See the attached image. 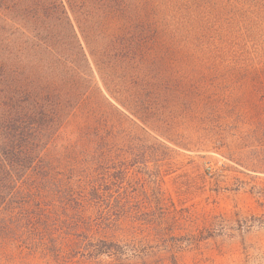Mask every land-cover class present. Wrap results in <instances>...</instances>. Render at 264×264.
<instances>
[{
	"label": "rangeland",
	"instance_id": "obj_1",
	"mask_svg": "<svg viewBox=\"0 0 264 264\" xmlns=\"http://www.w3.org/2000/svg\"><path fill=\"white\" fill-rule=\"evenodd\" d=\"M99 1L64 0L101 15L86 17V45L71 14L95 71L98 50L141 33L145 11L174 24L157 16L162 0ZM177 8L168 15L188 23L174 49L146 36L144 56L129 67L111 56L102 66L118 62L113 83L142 103V165L131 171L142 196L128 188L142 197V213L130 215L138 209L131 200L112 228L77 239V248L15 264H264V0Z\"/></svg>",
	"mask_w": 264,
	"mask_h": 264
},
{
	"label": "trees",
	"instance_id": "obj_2",
	"mask_svg": "<svg viewBox=\"0 0 264 264\" xmlns=\"http://www.w3.org/2000/svg\"><path fill=\"white\" fill-rule=\"evenodd\" d=\"M162 1L157 16L174 24L145 11L142 32L101 47L95 71L71 14L86 45L87 18L101 15L64 0H0V264L75 249L77 239L112 228L131 200L130 215L142 213V197L128 191L135 184L142 196V180L131 177L142 165V103L113 83L118 62L102 66L111 56L129 67L144 56L146 36L176 47L188 21L168 14L195 0Z\"/></svg>",
	"mask_w": 264,
	"mask_h": 264
}]
</instances>
